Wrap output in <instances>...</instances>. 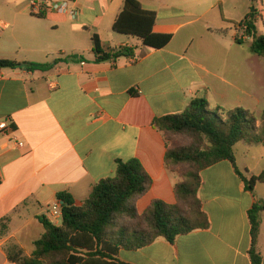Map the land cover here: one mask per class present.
Returning <instances> with one entry per match:
<instances>
[{
	"label": "crops",
	"instance_id": "obj_1",
	"mask_svg": "<svg viewBox=\"0 0 264 264\" xmlns=\"http://www.w3.org/2000/svg\"><path fill=\"white\" fill-rule=\"evenodd\" d=\"M140 2L156 15L154 32L172 36L167 47L151 50L114 32L124 0H75L78 19L45 18L53 32L31 48L1 44L0 32V60L57 61L49 71L0 68V123L9 126L0 130V222L7 224L0 236V264H15L6 252L11 246L31 258L46 233L42 218L54 204H62L58 197L67 194L81 206L98 183L116 175L121 161L137 160L152 180L149 192L135 200L140 215L156 201L176 205L182 178L167 168V142L153 122L183 113L197 99L207 101L211 110H227L249 96L237 76L233 83L232 66L237 54L242 72L236 44L250 38L240 25L256 13L252 0ZM255 22L257 28L258 22L264 26L258 17ZM94 35L105 53L133 52L99 61ZM236 161L239 169L237 156ZM246 170L250 179L264 167L259 173ZM202 176L199 198L210 227L173 244L158 239L137 251L121 250L123 262L251 264L248 215L264 197L248 190L229 161ZM263 246L264 213L258 241L262 264Z\"/></svg>",
	"mask_w": 264,
	"mask_h": 264
},
{
	"label": "trees",
	"instance_id": "obj_2",
	"mask_svg": "<svg viewBox=\"0 0 264 264\" xmlns=\"http://www.w3.org/2000/svg\"><path fill=\"white\" fill-rule=\"evenodd\" d=\"M256 13L240 27L252 38L251 50L264 58V35L258 36L255 18L264 24V0H252ZM43 19L48 17H41ZM156 15L143 10L140 0H124V6L114 26V32L136 38L143 46L163 49L171 35L156 34ZM93 51L99 61L117 59L133 51L121 48L112 53L101 49L98 36L92 38ZM242 43V42H239ZM0 60L2 69L49 71L54 64ZM153 127L163 132L167 142L166 166L181 178L176 187L177 204L156 201L140 215L135 200L144 197L152 186L151 178L140 163L119 162L116 175L98 183L89 198L75 206L72 197L62 194V221L54 225L42 218L46 233L35 243L31 258L24 251L11 246L6 249L8 259L15 264H128L123 262L121 250L137 251L158 239L173 244L179 237L199 229H208L210 220L203 210L199 190L204 183L202 172L223 161H229L254 192L264 183V171L248 179L237 168L235 147L238 143L264 146V113L258 121L255 112L244 107L233 110H211L207 101L197 99L181 114L156 119ZM264 202L254 204L249 212L251 264H262L258 250L261 215ZM7 224L0 222V236Z\"/></svg>",
	"mask_w": 264,
	"mask_h": 264
},
{
	"label": "rangeland",
	"instance_id": "obj_3",
	"mask_svg": "<svg viewBox=\"0 0 264 264\" xmlns=\"http://www.w3.org/2000/svg\"><path fill=\"white\" fill-rule=\"evenodd\" d=\"M29 2L30 0H0V20L8 24V27L2 30L1 44H13L18 50L19 48H31L33 44L49 38V33L53 32L51 25L45 19L30 13ZM251 12L255 13L253 8ZM258 29V36L264 35V26L260 22H258ZM251 43L252 38H248L243 44H236L240 46L238 52L243 62L242 72L240 58L239 60L236 58L237 54L233 55L232 66L233 83H237L235 79L237 76L238 82H242L243 86L247 85L249 96L239 105L234 102L228 105L227 110L244 107L255 112L256 118L260 121L264 113V58L252 52ZM235 154L239 170L246 177H248L246 167L255 173H259L264 167V159H262L264 146L262 144L250 145L247 142H241L236 146ZM255 194L258 197H264V183L257 184Z\"/></svg>",
	"mask_w": 264,
	"mask_h": 264
},
{
	"label": "built area",
	"instance_id": "obj_4",
	"mask_svg": "<svg viewBox=\"0 0 264 264\" xmlns=\"http://www.w3.org/2000/svg\"><path fill=\"white\" fill-rule=\"evenodd\" d=\"M30 13L38 17L60 16L77 20L79 17V10L76 6L75 0H30ZM8 24L0 20V32L6 29ZM244 31V28H241ZM1 131H8L9 126L6 122L0 123ZM19 146L23 147L22 143ZM54 225H60L62 221V204L59 202L54 204L48 212L46 217Z\"/></svg>",
	"mask_w": 264,
	"mask_h": 264
},
{
	"label": "water",
	"instance_id": "obj_5",
	"mask_svg": "<svg viewBox=\"0 0 264 264\" xmlns=\"http://www.w3.org/2000/svg\"><path fill=\"white\" fill-rule=\"evenodd\" d=\"M254 12H256V9L254 8Z\"/></svg>",
	"mask_w": 264,
	"mask_h": 264
}]
</instances>
